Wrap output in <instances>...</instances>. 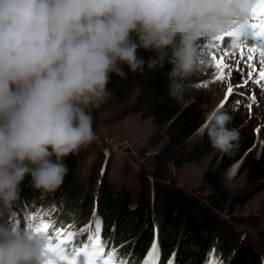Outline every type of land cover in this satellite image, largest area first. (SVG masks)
<instances>
[{"label":"clouds","instance_id":"1","mask_svg":"<svg viewBox=\"0 0 264 264\" xmlns=\"http://www.w3.org/2000/svg\"><path fill=\"white\" fill-rule=\"evenodd\" d=\"M243 2L0 0V219L20 200L27 177L45 192L62 185L69 172L65 157L94 139L92 109L110 97L111 74L125 77L124 65L134 74L144 71L138 49L171 65L168 94L182 102L192 77L212 63L202 45L215 44L232 26L231 44L240 43L248 25ZM202 107L205 119L197 130L206 131L213 148L231 154L239 141L229 127L232 117L224 107ZM242 161L231 170L238 173ZM99 166L97 187L110 163ZM142 188L135 199L129 190L132 201ZM48 243L46 232L0 224V264H45Z\"/></svg>","mask_w":264,"mask_h":264},{"label":"trees","instance_id":"2","mask_svg":"<svg viewBox=\"0 0 264 264\" xmlns=\"http://www.w3.org/2000/svg\"><path fill=\"white\" fill-rule=\"evenodd\" d=\"M138 55L145 60L144 71L134 74L124 65L123 70L127 75L121 77L111 74L108 88L111 91L110 98L115 103L125 105L123 103L130 101V111L153 118L156 133L152 139L155 138L156 142L163 140V147L154 158L156 175L150 179V188L154 192L152 204L144 183L136 201H132L131 193L125 187L111 186L108 177L97 187L93 176L101 170V161L95 167L93 164L91 167L82 165L87 167L88 174L81 177L72 166L76 168L73 154L67 157L69 172L58 188L57 197L61 199V208L69 215L72 214L73 223L92 221L94 226L96 217H99L103 222L101 236L107 245L106 251L116 247L121 256L131 253L136 264H142L150 250L148 248L157 239L159 264H166L173 253L174 264H203L211 246L229 231V225L222 219L220 211L228 204L230 208L232 205L242 204L243 200L246 201L253 195V192L245 193L235 197L236 203L233 199L232 203L229 202L230 196L224 190L227 170L242 159L239 172H245L250 184L260 183L264 180V152L258 156L250 155V148L255 142L252 132L239 134L238 147L231 154H224L213 148L206 131L200 144L188 149L186 141L204 123V101L199 99L186 104L194 89L193 84L185 91L183 101L178 103L168 94L167 73L171 65L161 64L154 53L143 49H138ZM152 60L158 61L155 67L148 66ZM229 127H235L233 118ZM93 131L95 134L94 126ZM212 151L216 152L219 161L203 174L204 184L209 189L204 198L162 180L161 175L171 165L177 169L182 168L185 163L200 160ZM89 178L90 185L87 184ZM30 181L31 178L27 177L22 183L21 198L14 206L24 217L32 213L47 193L35 189ZM53 198L54 195L49 194L45 200ZM159 199H162V210L159 217H154L153 207ZM261 237L264 238V231L261 232ZM260 257L254 244L245 240L232 255L229 264H260Z\"/></svg>","mask_w":264,"mask_h":264},{"label":"rangeland","instance_id":"3","mask_svg":"<svg viewBox=\"0 0 264 264\" xmlns=\"http://www.w3.org/2000/svg\"><path fill=\"white\" fill-rule=\"evenodd\" d=\"M205 50L207 58L212 63L205 70L192 77L190 86L194 84V89L186 104L200 99L209 108L218 107L227 93L228 86L231 85L233 94L224 106L225 111L233 118L234 128L239 134L252 132L255 143L250 155L258 156L264 152V93H261L254 84L246 87L238 86L242 80L235 69L237 67L236 61L240 59V50L230 49L227 54L220 49H211L210 47ZM213 51L217 58L225 56V62L229 63L232 69L231 77L227 76L228 70H225L226 79L223 82L216 79L219 73L215 67V62L208 55L209 52ZM252 63L254 64L253 61ZM255 65L257 69L260 67L259 64ZM240 67L246 77L247 67L243 65V62H241ZM197 85L204 86L198 87ZM253 94L257 98V103H252L247 99ZM123 104L125 105L117 104L109 97L98 109H92L93 126L96 129L94 139L88 145L81 147L78 152L73 153V159L76 165L75 170L81 177L83 174L87 176V167H91L93 163L101 161L105 164L109 162V176H105L106 179L108 177L111 186L115 188L125 187L130 190L133 199H135L142 183L150 191V179L156 175L154 173L156 171V166L153 164L154 158L164 143L163 140L156 142L155 138L152 139L156 133L153 118L143 117L141 113L130 111L128 109L131 105L130 101ZM248 104L252 105L251 110L247 107ZM202 132L200 129L197 130L186 141L188 149L200 144L203 137ZM67 157H65L66 162ZM217 160L219 161L215 151L208 152L200 160L185 163L182 168L177 169L176 166L171 165L161 177L168 184L173 183L190 194L194 193L196 196L204 198L209 189L204 184L203 174L207 169L217 164ZM240 167L241 165L238 166V173H235L234 169L231 170V167L225 174L224 190L230 196L229 202L233 199L236 203L235 197L243 196L245 193L253 192V195L246 201L243 200L242 204L232 205L231 208L228 204L229 206L226 205L223 208V212L220 211L222 219L229 225V231L226 236L214 243L213 247L211 246L205 264L213 258L222 264H227L245 240L252 242L260 255L264 256V238L261 237V232L264 231V180L260 183L250 184L245 172H239ZM143 177L146 179L143 180ZM98 179L97 173L95 180ZM88 184L90 185V182ZM149 201L152 204L151 194H149ZM161 210L162 199H159L153 207L154 217H159ZM50 212H52L51 207L44 209L40 217H46ZM9 218L12 221L20 219L21 223L24 224V216L16 209H12L10 217L5 218L8 220L7 224L10 225L12 222ZM213 249L215 250L214 255Z\"/></svg>","mask_w":264,"mask_h":264},{"label":"snow or ice","instance_id":"4","mask_svg":"<svg viewBox=\"0 0 264 264\" xmlns=\"http://www.w3.org/2000/svg\"><path fill=\"white\" fill-rule=\"evenodd\" d=\"M242 9L248 17V25L243 37L238 45L231 44L232 38L235 36V27H228L222 30L215 44L209 46L206 42L202 45L205 49H220L226 54L230 49L240 50V59L236 61V73L240 76L242 83L239 87L251 86L254 84L261 93H264V0H244L241 4ZM249 38L255 42L249 43ZM247 49L245 52L244 50ZM258 54V56H257ZM215 67L218 70L217 80L223 82L227 76L231 77L232 69L229 63L225 62V56L217 58L215 52H209ZM254 59H258L260 67L252 63ZM241 62L247 67L248 72L245 77L243 69L240 67ZM198 87L204 85H197ZM233 94L231 85L227 88L225 100L221 102L218 108H223L229 96ZM243 95V93H241ZM252 103H257L255 94L247 97ZM239 104V101H237ZM251 104L247 107L251 110ZM11 220V218H9ZM22 224L20 219L12 221V227L24 230L43 231L49 234V243L44 249L45 264H136V260L132 258L131 253L124 256L120 255L119 249L113 247L106 251V243L103 240L102 221L96 217L94 227L81 229L79 232H70L58 225V223L49 222L46 217H33L28 215ZM123 247V246H121ZM215 250L213 249V255ZM160 250L158 240L154 239L150 250L142 261V264H159ZM175 253L166 262V264H174ZM207 264H222L216 259H210Z\"/></svg>","mask_w":264,"mask_h":264},{"label":"bare ground","instance_id":"5","mask_svg":"<svg viewBox=\"0 0 264 264\" xmlns=\"http://www.w3.org/2000/svg\"><path fill=\"white\" fill-rule=\"evenodd\" d=\"M251 39V38H250ZM249 43H250V41H249ZM236 50V49H235ZM235 50H232V51H235ZM6 220V219H5Z\"/></svg>","mask_w":264,"mask_h":264}]
</instances>
